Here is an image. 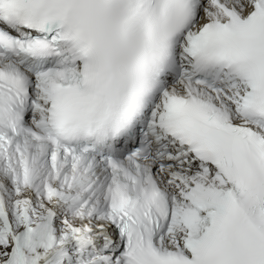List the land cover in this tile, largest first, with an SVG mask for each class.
I'll return each instance as SVG.
<instances>
[{
  "label": "snow or ice",
  "instance_id": "snow-or-ice-1",
  "mask_svg": "<svg viewBox=\"0 0 264 264\" xmlns=\"http://www.w3.org/2000/svg\"><path fill=\"white\" fill-rule=\"evenodd\" d=\"M0 264H264V0H0Z\"/></svg>",
  "mask_w": 264,
  "mask_h": 264
}]
</instances>
